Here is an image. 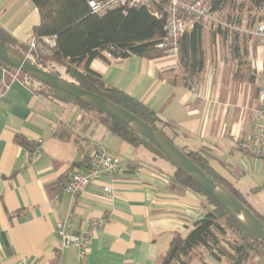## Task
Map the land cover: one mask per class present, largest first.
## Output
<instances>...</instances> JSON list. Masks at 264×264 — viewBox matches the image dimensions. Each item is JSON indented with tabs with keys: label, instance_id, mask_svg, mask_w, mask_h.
Wrapping results in <instances>:
<instances>
[{
	"label": "crops",
	"instance_id": "crops-1",
	"mask_svg": "<svg viewBox=\"0 0 264 264\" xmlns=\"http://www.w3.org/2000/svg\"><path fill=\"white\" fill-rule=\"evenodd\" d=\"M38 23L30 0H0V25L18 41L27 43ZM230 45L205 44L204 69L190 86L181 81L174 56L95 58L90 68L170 124L179 148H206L209 164L239 193L243 188L251 195L252 210L264 217V158L241 149L256 120L264 49L247 44V69L232 57ZM242 71L254 76L252 83ZM18 136L36 144L33 154L16 141ZM97 145L125 166L72 196L64 185L87 166ZM168 165L76 106L35 93L19 73L11 81L0 65V264L22 258L28 264H76V248L62 245L57 234L62 220L68 232L89 231L87 264H157L173 236L185 235L205 214L202 196L172 186L174 168ZM101 218L106 221L90 226ZM243 264H264V259L255 256Z\"/></svg>",
	"mask_w": 264,
	"mask_h": 264
},
{
	"label": "trees",
	"instance_id": "trees-1",
	"mask_svg": "<svg viewBox=\"0 0 264 264\" xmlns=\"http://www.w3.org/2000/svg\"><path fill=\"white\" fill-rule=\"evenodd\" d=\"M30 1L39 13V23L32 28V38L35 40L32 56L36 65L43 64L47 60L62 64L71 80L80 88L95 93L126 109L174 142L158 125L161 121L151 108L122 90L107 85L101 75L90 68V62L95 58L109 62L104 54L106 51L111 52L113 57L119 58L135 55L154 59L165 56L164 50L156 46L165 35L163 0L131 7L125 13L115 8L103 14L93 13L88 6V0ZM204 1L217 14L218 21L224 23L223 26L219 23L214 28H210L209 37L212 40L209 41V44H214L215 40L218 41L219 39L223 43L229 42L232 57L238 61L239 65H245L249 69V63L245 59L247 44L249 43L246 36L239 34L237 29L242 27L244 18L248 20V24L264 20V0ZM224 25L233 29L230 30L231 28L229 29ZM206 34V28L202 24L194 23L178 40L176 58L182 70L181 81L185 86L197 83L204 69ZM47 36H54L52 46H48L42 40L43 37ZM0 42L20 54H22V50L28 48L27 43L18 41L1 25ZM0 65L7 74L16 71L2 59H0ZM51 73L58 76L56 73ZM22 76L28 80H34L24 74ZM242 76H246L249 82H253L254 76L249 72L242 71ZM28 85L35 93L48 99L76 106L84 116L101 122L107 130L125 143L133 147L143 146L154 155L167 161L153 144L112 116L98 111L55 88L43 84H39L38 87L29 83ZM255 92L258 94L257 87ZM165 125L170 127V124L165 123ZM16 141L29 154H33L36 150L35 143L28 142L22 137L18 136ZM180 149L206 176L223 185L244 205L240 193L209 164L206 148L200 150ZM241 149L247 154L258 156L249 153L244 148ZM88 161L89 159L87 163ZM170 179L172 186L183 190L188 189L202 196L205 214L192 223L185 235L173 236L157 264H190L198 255V249H202L214 260H225L228 264H243L250 258L251 254L264 259V242L251 236L239 226L195 180L176 168L170 175ZM251 211L264 224V217L253 210ZM228 234H231L233 238H229ZM198 260L199 264H207L200 252Z\"/></svg>",
	"mask_w": 264,
	"mask_h": 264
},
{
	"label": "built area",
	"instance_id": "built-area-1",
	"mask_svg": "<svg viewBox=\"0 0 264 264\" xmlns=\"http://www.w3.org/2000/svg\"><path fill=\"white\" fill-rule=\"evenodd\" d=\"M157 0H88L90 10L95 14L118 8L125 13L129 8L137 5H147ZM165 11V35L158 41L156 46L164 50L166 55L176 57L178 54V40L181 35L189 30L194 23L217 24L216 14L204 0H163ZM249 43L256 44L264 49V20H260L248 31ZM42 40L48 45L54 44V36L43 37ZM27 52L24 55L31 61V53L35 49V40L31 38L27 42ZM45 52V51H44ZM105 56L110 60H117L119 57H113L111 52L106 51ZM35 63L34 61H32ZM40 66V65H38ZM41 67V66H40ZM45 69L44 67H42ZM47 70V69H45ZM48 71V70H47ZM19 72L16 70L10 73V80H14ZM63 78V77H62ZM26 79V78H25ZM66 79V78H64ZM72 81L71 79H66ZM258 98L259 103L256 109V120L252 125V130L245 140L241 142L242 147L249 153L264 158V71H258ZM73 82V81H72ZM9 84H5V89ZM125 162L117 155L109 153L103 146H95L92 149L87 166L78 172L70 174L64 185V190L73 195L81 193L88 184L105 175L114 177L124 168ZM105 192L110 188L105 186ZM106 218L99 221H92L91 227L98 223L102 224ZM65 222L59 221L57 234L62 245H70L76 248V264H87L88 249L90 244V233L85 230L68 232ZM17 264H28L25 258H22Z\"/></svg>",
	"mask_w": 264,
	"mask_h": 264
},
{
	"label": "water",
	"instance_id": "water-1",
	"mask_svg": "<svg viewBox=\"0 0 264 264\" xmlns=\"http://www.w3.org/2000/svg\"><path fill=\"white\" fill-rule=\"evenodd\" d=\"M0 59L18 72L40 84L55 88L94 109L112 116L133 132L153 144L176 169L195 180L219 204V206L247 233L264 242V224L253 212L240 203L223 185L206 176L174 142L170 141L153 126L117 104L85 89L72 81L56 76L36 65L22 54L0 42Z\"/></svg>",
	"mask_w": 264,
	"mask_h": 264
},
{
	"label": "rangeland",
	"instance_id": "rangeland-1",
	"mask_svg": "<svg viewBox=\"0 0 264 264\" xmlns=\"http://www.w3.org/2000/svg\"><path fill=\"white\" fill-rule=\"evenodd\" d=\"M216 17H217V14H216ZM217 20H218V18H217ZM223 24L224 23H220L221 26H223ZM254 24H255V21L252 22V23H250V24H248V20L246 18H244V21H242V25H241L242 27H240L239 29H237V31H238L239 34H242V35L246 36V40H247L248 43H249L248 31L254 26ZM217 25H219V23H217V24H214V23L213 24H204L203 25L206 28V31H207V34H206V44H209V41L212 40L209 37V30H210V28L211 27L214 28ZM224 26H227V25H224ZM227 27H229V26H227ZM229 29L232 30L233 28L232 27H229ZM219 40L218 41L215 40L214 44H229V42L223 43V42H221ZM252 44H254V43H252ZM26 52H27V50H22V55L24 56L26 54ZM30 59H31V61H34V57L32 56V53H31V58ZM40 65H41V67H44L45 69H47L49 72H53V73L58 74V76H60V77H63V78H66V79H71L70 76L65 71V69H66L65 66H63L62 64H60L58 62H55V61H52V60H47V61H45V63L40 64ZM19 74L22 75L21 72H19ZM26 81L29 84L34 85L35 87H38L39 84H40L39 82H37L35 80L31 81V80L26 79ZM158 125L161 126L165 130L166 134L169 137H171V139L176 144V142L174 140V135H176V134H175V131L173 130L172 126L169 127L168 125H165L164 122H159ZM176 145H178V144H176ZM161 159L164 162H168V161H166L163 158H161ZM169 165H170V163H169ZM241 190H243V192L240 193V198L243 200L244 205L247 206L249 209L252 210V207L250 206L251 195H249V194L247 195V193L245 192V190L243 188H241ZM228 235H229V238H233L231 236V234H228ZM199 252H200V255L203 256L204 261L207 262L206 261V258L207 257H210V256L207 255V254H205V252L202 249H198L197 250V254L198 255H199ZM198 255L195 256L196 257V258H194L195 260L191 261L190 264H199V262H198L199 261L198 260ZM255 256L256 255L251 254L250 258L251 257H255ZM257 257H259V256H257ZM210 258H212V257H210Z\"/></svg>",
	"mask_w": 264,
	"mask_h": 264
}]
</instances>
